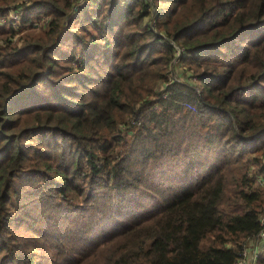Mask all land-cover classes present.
Instances as JSON below:
<instances>
[{
    "label": "trees",
    "instance_id": "trees-1",
    "mask_svg": "<svg viewBox=\"0 0 264 264\" xmlns=\"http://www.w3.org/2000/svg\"><path fill=\"white\" fill-rule=\"evenodd\" d=\"M11 12L0 264H237L264 231V0H0ZM176 60L198 86L171 82Z\"/></svg>",
    "mask_w": 264,
    "mask_h": 264
},
{
    "label": "rangeland",
    "instance_id": "rangeland-1",
    "mask_svg": "<svg viewBox=\"0 0 264 264\" xmlns=\"http://www.w3.org/2000/svg\"><path fill=\"white\" fill-rule=\"evenodd\" d=\"M10 14H17V15H11L10 16ZM8 13V14H6L5 16H2V17H0V27H2V26H7V24H11L12 26H13V28L15 29V30H17L16 31V35L13 37V38H11V40H13V41H17V39H18V37L21 35V32H19L20 30H18L19 28L20 29H22V24L20 23L21 21H20V14L17 12H11V13ZM47 19H45L44 17H41V18H39V19H37V20H35L34 22H33V26L34 27H37V28H45L46 26H47ZM5 24V25H4ZM10 25V26H11ZM45 30V29H44ZM2 43V42H1ZM0 43V44H1ZM180 54V53H179ZM171 68V67H170ZM169 70H171V73L172 74H170V75H168V78L171 80V82H174V81H180L179 79H178V75L179 74H181L182 72H185V80L187 81V82H189V84H191V85H196V86H198V79H197V77H196V75L195 74H193L192 72H190V71H187V70H185V67H183V65L180 63V61L178 60H176L175 62H174V64H173V66H172V68L171 69H169ZM136 125H139V123L138 124H136ZM49 215H45L44 214V212H43V217H41V216H39V219H38V222H40V223H45V224H47L46 222L47 221H49ZM29 227H33L34 226V220L32 221V220H30V221H28L27 223H26ZM29 236H30V234H29ZM53 239V238H52ZM51 243V242H50ZM50 243L48 244V245H50ZM78 243V242H77ZM46 252H49V251H51L50 250V248L47 246L46 247V250H45ZM72 254H76V253H71V255Z\"/></svg>",
    "mask_w": 264,
    "mask_h": 264
},
{
    "label": "built area",
    "instance_id": "built-area-1",
    "mask_svg": "<svg viewBox=\"0 0 264 264\" xmlns=\"http://www.w3.org/2000/svg\"><path fill=\"white\" fill-rule=\"evenodd\" d=\"M11 15H17V14H10ZM262 223L264 225V216L262 218ZM264 233V231H263ZM262 233V234H263ZM261 234V235H262ZM250 249H246L241 257V259L239 260V262L237 264H258L257 263V258L259 255H261L260 253H257V252H250L249 251ZM263 253H264V250H263Z\"/></svg>",
    "mask_w": 264,
    "mask_h": 264
},
{
    "label": "crops",
    "instance_id": "crops-1",
    "mask_svg": "<svg viewBox=\"0 0 264 264\" xmlns=\"http://www.w3.org/2000/svg\"><path fill=\"white\" fill-rule=\"evenodd\" d=\"M253 246L251 247L252 249H250V252H257L260 254H263V250H264V233L255 241L252 243Z\"/></svg>",
    "mask_w": 264,
    "mask_h": 264
}]
</instances>
